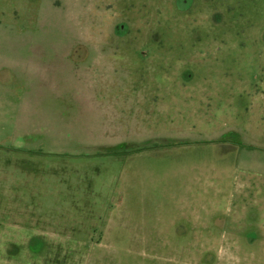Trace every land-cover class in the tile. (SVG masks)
Instances as JSON below:
<instances>
[{
  "label": "rangeland",
  "instance_id": "1",
  "mask_svg": "<svg viewBox=\"0 0 264 264\" xmlns=\"http://www.w3.org/2000/svg\"><path fill=\"white\" fill-rule=\"evenodd\" d=\"M2 80L96 148L0 145V264H264V0H0Z\"/></svg>",
  "mask_w": 264,
  "mask_h": 264
},
{
  "label": "crops",
  "instance_id": "2",
  "mask_svg": "<svg viewBox=\"0 0 264 264\" xmlns=\"http://www.w3.org/2000/svg\"><path fill=\"white\" fill-rule=\"evenodd\" d=\"M3 83H7L6 85ZM10 81L8 80H2L0 81V86H8ZM201 84V83H199ZM8 91V89H6ZM189 89L185 90L184 93H186V96L188 97H193L195 94L192 93L190 90L188 93ZM33 101L30 99L24 97L23 100L19 99H2L0 97V145L2 147L6 146L9 143H12L14 140H16L18 137H30V136H45L46 138L52 137L54 142L57 143H64L66 142V145H69L70 142L74 143L77 142L78 145H81L85 147L87 150H95V144L91 143H82L76 140L72 137V134H77V128L79 127V117L80 114L76 115H66L64 113H61V115L58 116H53L52 113L40 111L37 112L36 107L34 106V103L36 104V98H31ZM172 99H174V96L172 95ZM39 99H37L38 102ZM104 99H100L99 102H102ZM192 101L189 104L193 107L196 108L195 102ZM138 112H141V106L136 107ZM89 111V112H88ZM88 117L89 121L88 124L89 126L95 125V112H90L88 110ZM37 112V113H36ZM137 112V111H136ZM105 117V116H104ZM140 117V118H139ZM142 118V114L137 115H122V122L128 129L131 127H135L139 124H141L140 119ZM92 119V120H91ZM69 126V127H68ZM41 127H44L42 130ZM68 129H70L68 131ZM169 136L171 133H167ZM64 135L67 138H70L71 140H67V138H63ZM168 136V138H169ZM73 138V139H72ZM174 140V138H172ZM139 141L138 143H140ZM137 143V142H136ZM126 146V143L119 142L115 143L113 146H105L104 144H100L97 146L98 150H104L107 149L106 151H116L119 150L123 147ZM40 146L33 145V149L35 151L39 150ZM15 149H24V147L20 148H15ZM28 149H31L29 147ZM27 151V150H26ZM29 151V150H28Z\"/></svg>",
  "mask_w": 264,
  "mask_h": 264
}]
</instances>
